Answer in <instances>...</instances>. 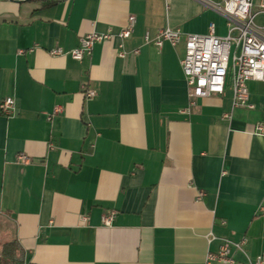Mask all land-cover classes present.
Here are the masks:
<instances>
[{"label": "crops", "instance_id": "1", "mask_svg": "<svg viewBox=\"0 0 264 264\" xmlns=\"http://www.w3.org/2000/svg\"><path fill=\"white\" fill-rule=\"evenodd\" d=\"M211 25L228 35L199 0H0V101H15L0 113V249L16 239L22 264H205L243 240L238 264L264 253V82H247L253 109L230 82L189 104L185 38ZM166 28L176 47L155 45ZM91 33L113 38L74 60Z\"/></svg>", "mask_w": 264, "mask_h": 264}, {"label": "built area", "instance_id": "2", "mask_svg": "<svg viewBox=\"0 0 264 264\" xmlns=\"http://www.w3.org/2000/svg\"><path fill=\"white\" fill-rule=\"evenodd\" d=\"M206 6H214L227 22L228 35L217 37L214 35V25L210 26L208 35L190 34L185 38V56L181 62L182 71L189 87V104L194 107L197 100L222 95L227 83H231L233 90V105L235 108L253 109L249 102L248 81L264 82V28L255 23L257 15L264 13V0H261L259 11H254V0H226L222 5H213L208 0H199ZM135 20L120 33L122 39L131 36ZM111 34L91 33L80 40V45L70 52L74 60L82 61L92 54L96 43L112 39ZM183 38L180 30L166 28L159 32L155 45L162 47L165 42L176 47ZM148 40V36L146 37ZM52 56H62L64 51L55 48L49 51ZM124 56V52L120 53ZM94 91H87L86 97L93 98ZM15 111V101L5 98L0 101V113L11 116ZM57 112L59 110H56ZM228 117V115H225ZM258 131L264 133V126L259 125ZM22 163H29V159L18 156ZM203 193L200 194V198ZM115 213L103 217V223L110 226ZM86 220V217H83ZM245 241L239 243L223 242L218 252L209 253L205 264H238L234 257V250L243 251ZM247 264H264V253L255 261L248 260Z\"/></svg>", "mask_w": 264, "mask_h": 264}, {"label": "trees", "instance_id": "3", "mask_svg": "<svg viewBox=\"0 0 264 264\" xmlns=\"http://www.w3.org/2000/svg\"><path fill=\"white\" fill-rule=\"evenodd\" d=\"M47 5H52L65 0H45ZM25 253L16 239L5 241L0 249V264H22Z\"/></svg>", "mask_w": 264, "mask_h": 264}]
</instances>
